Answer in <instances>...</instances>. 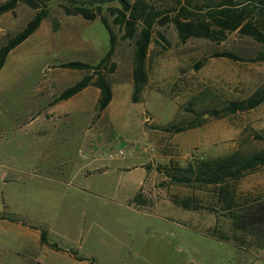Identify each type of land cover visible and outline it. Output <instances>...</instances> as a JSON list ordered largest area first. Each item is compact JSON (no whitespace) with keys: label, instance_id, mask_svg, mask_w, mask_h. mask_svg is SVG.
I'll return each mask as SVG.
<instances>
[{"label":"rangeland","instance_id":"1","mask_svg":"<svg viewBox=\"0 0 264 264\" xmlns=\"http://www.w3.org/2000/svg\"><path fill=\"white\" fill-rule=\"evenodd\" d=\"M143 1L168 18L154 24L137 102L134 39L106 9L117 42L115 66L106 68L113 99L100 114L92 90L56 100L87 73L63 63L96 64L110 48L99 18L69 15L64 1H53L39 29L10 52L0 72V264H264V246L240 249L208 233L232 228L214 187L166 174L174 163L264 147V102L224 117L207 113L264 88V60L252 61L264 47L238 30L183 40L177 0ZM219 1L181 0L194 10ZM35 13L19 1L1 14L0 46ZM223 51L241 60L215 55ZM191 120L197 126L181 132L160 128ZM120 149L124 155L110 156ZM239 190L264 196V166ZM186 198L199 208L175 202ZM42 231L59 250L41 241Z\"/></svg>","mask_w":264,"mask_h":264},{"label":"trees","instance_id":"2","mask_svg":"<svg viewBox=\"0 0 264 264\" xmlns=\"http://www.w3.org/2000/svg\"><path fill=\"white\" fill-rule=\"evenodd\" d=\"M21 1L36 10L35 15L27 22L22 30L9 37L0 46V72L3 69L10 52L23 41L35 33L41 23L50 15L51 3L56 0H7L0 4V15L13 10ZM62 7L69 15H81L87 20L101 21L109 34L110 48L96 64L73 60L63 63L66 68L87 71L75 84L65 88L56 98L63 101L81 92L92 85L100 89L96 110L98 114L104 111L113 99V86L106 74L108 63L116 50L117 35L109 20L106 9L115 18L113 22L125 29L128 37L134 39L135 62L133 69L134 90L132 99L138 101L143 87L148 82L147 57L148 48L152 39L153 27L158 17L161 22L167 20L163 10L149 9L143 0H62ZM178 15L174 23L183 40L191 36L204 37L213 40H222L227 32L239 31L252 36L264 47V0H220L217 6L209 3L196 10L191 9L181 0ZM117 3V5H108ZM188 4L190 2L188 1ZM105 5H108L105 8ZM139 26L141 29L139 31ZM234 60H241L239 56L223 51L215 54ZM264 60V52L252 58V61ZM113 70L115 63H111ZM264 102V88L257 89L252 95L242 100H233L229 104L208 110L211 117H224L238 111L256 108ZM197 126L194 120L178 126H162L165 131L181 132ZM264 166V147L258 151L247 153L241 150L233 151L224 156L210 158H196L186 166L176 163L166 169V174L173 182L188 185L212 186L216 190L217 206H220L224 215L232 220L230 232H219L213 228L210 235L220 241L229 242L240 249L251 245L264 246V196L253 193H243L239 190V182L246 175L253 173ZM176 203L191 209L193 200L186 198L175 200ZM41 241L59 250L57 243L47 240V231H42ZM89 264H93L90 262Z\"/></svg>","mask_w":264,"mask_h":264},{"label":"crops","instance_id":"3","mask_svg":"<svg viewBox=\"0 0 264 264\" xmlns=\"http://www.w3.org/2000/svg\"><path fill=\"white\" fill-rule=\"evenodd\" d=\"M90 90H92L93 94L96 97V100H98L99 95H100V89L95 87V86H92V85L87 86L85 89H83L81 92L77 93L76 95L82 94V93H89ZM113 94H114V88H113ZM76 95H74V96H76ZM74 96H72L71 98H69L67 100L72 99Z\"/></svg>","mask_w":264,"mask_h":264},{"label":"built area","instance_id":"4","mask_svg":"<svg viewBox=\"0 0 264 264\" xmlns=\"http://www.w3.org/2000/svg\"><path fill=\"white\" fill-rule=\"evenodd\" d=\"M125 154V151L123 149H120L118 152L114 153V154H110V156L112 155H124Z\"/></svg>","mask_w":264,"mask_h":264}]
</instances>
